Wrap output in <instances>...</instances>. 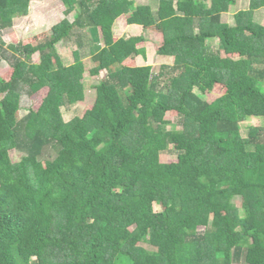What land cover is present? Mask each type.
<instances>
[{"label": "trees", "instance_id": "trees-1", "mask_svg": "<svg viewBox=\"0 0 264 264\" xmlns=\"http://www.w3.org/2000/svg\"><path fill=\"white\" fill-rule=\"evenodd\" d=\"M25 1L0 0V32ZM62 1L73 19L32 51L0 34L12 68L0 76V264H264V25L252 20L264 0L235 13L232 33L236 0ZM121 15L160 26L158 53L172 64L125 65L145 51L141 36L114 38ZM71 40L80 57L100 42L89 73H105L92 106L65 121L83 100L84 63L64 65L55 46ZM34 51L56 67L31 64ZM43 88L18 116L22 97ZM252 116L262 125L243 133ZM166 152L176 159L161 161ZM145 232L156 248L141 245Z\"/></svg>", "mask_w": 264, "mask_h": 264}, {"label": "rangeland", "instance_id": "rangeland-1", "mask_svg": "<svg viewBox=\"0 0 264 264\" xmlns=\"http://www.w3.org/2000/svg\"><path fill=\"white\" fill-rule=\"evenodd\" d=\"M135 4H148L152 9H156L158 0H133ZM248 6V0H236V4L230 6L228 12L225 14V20L230 26L227 30L228 33H232V27L234 25V15L239 10L246 9ZM64 4L62 0H26L24 13L21 17L14 18L13 25L9 28L3 29L0 34L5 43H19L26 51H32L34 45L40 40H43L51 33V27L64 17L67 19H73V12L68 15L64 14ZM252 20L259 24L264 25V7L256 9L253 13ZM92 34V33H91ZM88 35V34H87ZM93 35V34H92ZM114 38L126 37L130 35L141 36L143 41L137 44L139 49H144V55L141 52L135 51L132 53L123 63L129 66L151 65L152 69L157 72L162 65H171L173 62L172 56H166L158 53V48L162 43V35L160 26L144 28L137 24H128L126 21V15L119 16L113 24ZM86 41V38H84ZM95 43L93 47H86L83 45L81 48L82 56L80 57L78 47L74 40L58 42L56 46L57 53L60 60L64 65L71 64L72 62L80 60L84 63L85 72L82 77L83 84V100L73 104L71 108L66 111L63 110V119L65 121L70 120L74 116H80L86 109H89L95 99L94 85L104 76V71H101L99 75L92 76L89 73L91 67L95 65L91 56L95 51L101 47L100 42ZM209 45L212 49H216L218 40L216 38L209 41ZM224 55V53H222ZM31 64L43 65L45 68L50 69L56 67L54 57H50L48 63L43 64L38 51H34L31 55ZM12 72V68L6 60H0V76L4 79H8ZM46 88H43L32 95H24L21 100V109L18 111V116H22L29 108L36 109L41 102L45 94ZM165 118L168 121L176 120V112H167ZM263 123L262 117H248L246 120L240 123L242 132L250 126H261ZM11 156L16 159V155L11 151ZM161 161L169 162L176 159V154L173 152H166L161 154ZM237 205L240 204V200L235 199ZM155 209L160 208L159 205H154ZM158 242L152 237L150 232H145L141 245L146 248H156Z\"/></svg>", "mask_w": 264, "mask_h": 264}]
</instances>
